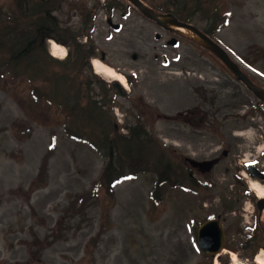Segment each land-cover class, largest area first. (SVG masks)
<instances>
[{
  "label": "rangeland",
  "instance_id": "obj_1",
  "mask_svg": "<svg viewBox=\"0 0 264 264\" xmlns=\"http://www.w3.org/2000/svg\"><path fill=\"white\" fill-rule=\"evenodd\" d=\"M141 1L157 15L205 27L253 86L264 89V0ZM52 18L49 35L66 41L63 55L53 54L45 39H33L37 24ZM170 31L128 0H0V264H255L238 247L241 235L249 236L243 220L253 207L231 189L224 167L232 170L236 154H244L243 163L264 148L263 110L203 44ZM173 37L177 46L167 43ZM30 39L33 47L16 59L17 71L2 66ZM85 42L84 54L94 49L100 61L103 52L104 66L125 82L131 78L129 95L116 96L109 88L114 80L95 73L94 59L76 60L75 46ZM67 52L68 63L56 60ZM118 87L129 93L126 83ZM201 110L219 127L156 119ZM130 132L134 142L148 145L146 158L117 172L108 152ZM227 140L240 146L230 143L234 151L212 171V187L182 191L186 158L220 157ZM158 143L168 148L160 153ZM119 153L132 160L131 152ZM161 154L176 175L155 188ZM127 174L136 177L110 188ZM228 201H235L233 212ZM213 215L225 228L241 227L229 239L233 262L227 248L217 256L197 248V227ZM261 217L264 226V212ZM258 246L264 258L263 238Z\"/></svg>",
  "mask_w": 264,
  "mask_h": 264
},
{
  "label": "water",
  "instance_id": "obj_2",
  "mask_svg": "<svg viewBox=\"0 0 264 264\" xmlns=\"http://www.w3.org/2000/svg\"><path fill=\"white\" fill-rule=\"evenodd\" d=\"M132 2L136 6L141 8L149 18L157 19V17L152 15L148 9L144 8L143 5L138 0H132ZM163 23L164 24L171 23L191 29L212 48V50L222 59V61L237 75L238 79L246 84L248 89L253 90L256 93V95H258L260 98H264V92H261L256 88H254L253 86H251L248 79L240 72V70L236 67V65L230 61L228 56L221 49L216 47L211 40L204 37L196 28L186 23L178 22L177 20H165ZM212 163L213 162H207L204 164L207 165V167H210ZM223 240H224V232L217 221H209L205 223L199 230V235H198L199 246L204 252L208 254H215L219 252L223 246Z\"/></svg>",
  "mask_w": 264,
  "mask_h": 264
},
{
  "label": "trees",
  "instance_id": "obj_3",
  "mask_svg": "<svg viewBox=\"0 0 264 264\" xmlns=\"http://www.w3.org/2000/svg\"><path fill=\"white\" fill-rule=\"evenodd\" d=\"M52 21H53L52 19H49V20H47V19L45 20L44 19L43 22L41 20V22L39 24H37L36 28L33 30L35 32L34 33L35 36L33 37V39H37V37L45 38L46 36H48V34H46V33H49L50 31H52L51 30V22ZM33 39L28 40V43L26 44V49L25 50H21L18 53H16L15 55L10 54V56H8V60L6 61V63H3L2 66L8 67L9 71H17V67L19 66V63L16 62V59H18V57H22V55H24V53L27 50L32 49V47H33V44H32L33 43ZM56 40H58L59 42H66V41H64L62 39H59L58 37H56ZM89 54H91V52ZM89 54L88 53L87 54L83 53V48H82L81 45L77 44L75 46V57H76V60H78V58H77L78 56H85L88 59L90 57ZM68 61H69V59L67 58L61 63L62 64L65 63L66 64V63H68ZM23 76H25V77L28 76L27 78H28L29 81H32V79L36 81V78L35 77L33 78L30 75H24L23 74ZM44 79H50V76L47 75ZM110 87L113 90H115V91L117 90L118 91V87H117L116 84H112ZM35 97H37V96H35ZM133 154L135 156L137 155L135 153H133ZM110 172H111V169L107 168V170L104 173V175H106L109 179L111 178Z\"/></svg>",
  "mask_w": 264,
  "mask_h": 264
},
{
  "label": "bare ground",
  "instance_id": "obj_4",
  "mask_svg": "<svg viewBox=\"0 0 264 264\" xmlns=\"http://www.w3.org/2000/svg\"><path fill=\"white\" fill-rule=\"evenodd\" d=\"M173 29L191 37V38H194L195 40L197 41H200L201 40L193 33L191 32L190 30L188 29H185V28H178V27H173ZM50 45H51V49L53 51V54H61L63 55L64 54V47L55 43L54 41H50ZM94 69H95V72L97 74H100V75H103L104 77L106 78H109V79H114L116 80L117 82L119 83H123L124 81V77L123 75L121 74H118L113 68L111 67H108V66H104L99 60H94ZM253 185H255L256 187H253L254 190H256L258 192L259 195L261 194H264V189L258 185L257 183H254ZM234 257V255H233ZM256 262L258 264H264V258L261 257V256H258L256 258Z\"/></svg>",
  "mask_w": 264,
  "mask_h": 264
},
{
  "label": "flooded vegetation",
  "instance_id": "obj_5",
  "mask_svg": "<svg viewBox=\"0 0 264 264\" xmlns=\"http://www.w3.org/2000/svg\"><path fill=\"white\" fill-rule=\"evenodd\" d=\"M177 120H179V121H183V122H185V123H187V124H193V120H195V118H193V119H190V118H188V117H181V118H178ZM229 152H227V151H222V159H221V161H223V163H224V165H225V161H226V159H228L229 157ZM240 155L239 154H236V155H234V165L236 166L238 163H239V160L237 159L238 157H239ZM237 157V158H236ZM262 159H264V155L262 156ZM241 164V163H240ZM259 164V163H258ZM255 165L254 166V168L255 169H258L259 171H261L262 173H264V168H262V169H260V164L259 165ZM235 166H233V168L232 169H236L235 168ZM228 167V165H227V163H226V166H225V170H226V172L228 173L229 171V169L227 168ZM197 170H199L198 168H196ZM248 171V173L250 174V176H251V173H250V170L248 169L247 170ZM237 172H239L240 173V170H238ZM257 174H259L258 173V171H257ZM233 177H235V178H233V180H235V183H237V184H239L240 182V180H239V177H237L236 175H233ZM202 178H203V180H202V182L204 181V182H206V183H209L210 182V180H209V176L208 175H203L202 176ZM231 181H232V178L230 179Z\"/></svg>",
  "mask_w": 264,
  "mask_h": 264
},
{
  "label": "snow or ice",
  "instance_id": "obj_6",
  "mask_svg": "<svg viewBox=\"0 0 264 264\" xmlns=\"http://www.w3.org/2000/svg\"><path fill=\"white\" fill-rule=\"evenodd\" d=\"M253 187H256V186H255V185H253ZM235 259H236V258H235V257H233V260H234V261H235Z\"/></svg>",
  "mask_w": 264,
  "mask_h": 264
}]
</instances>
